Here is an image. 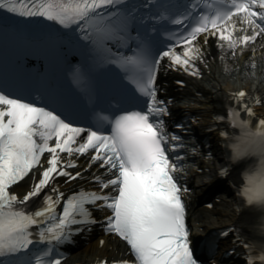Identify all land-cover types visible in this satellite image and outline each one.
Wrapping results in <instances>:
<instances>
[{"label":"bare ground","instance_id":"bare-ground-1","mask_svg":"<svg viewBox=\"0 0 264 264\" xmlns=\"http://www.w3.org/2000/svg\"><path fill=\"white\" fill-rule=\"evenodd\" d=\"M259 42L260 50L256 51H248V48H240L234 46L233 43H230L228 46V43L225 41H219V43L210 42L208 45L197 48L196 51L193 52V60L202 68L204 76L197 79V85L190 90L188 87L179 88L175 82L174 76L176 74L173 73L175 71L172 70L173 66L169 64V61L163 62L159 71V92L160 95H162L166 91L168 95L173 96L175 103L172 112L174 114L177 113L172 120H168L165 128L173 129L174 121L181 117L184 110L186 111L190 108H194L190 110L191 112L196 110L195 106H193L194 104H199V106L200 104L201 106L204 104L205 106L204 109H197L196 114H202V111H206L212 115L215 114L218 112L217 110L222 108L229 100L230 90H235L239 86H248L251 84L252 81H244L245 79H243V77L241 78V76L243 75L245 77L252 73L264 72V39ZM226 49H228L229 52L233 51L234 54L226 52ZM245 51L247 53H244ZM192 83L196 84L194 80ZM201 87L208 93L207 98H202L197 94V91L202 89ZM261 87L264 88L263 82L261 83ZM262 109H264V107ZM170 136V141L172 140L171 138H173L174 142H172V144L174 146L184 141L175 139H180L181 135L174 130ZM197 190L198 193L201 194L205 192L204 195H206L207 190L205 184H199ZM192 213L196 220L198 217L210 218V221H208L210 225L205 224L207 229L236 223L242 225L250 233L264 239V228L256 215L248 213L241 217L231 205L215 212L209 210L200 202ZM216 214L222 217L216 220L214 218ZM200 236L196 238L200 239ZM108 241L112 242L114 240L108 238ZM81 248L85 251L84 253L90 254V256H92V254H104L108 252L106 245L101 247L95 244L94 241L93 243L89 242V246H82Z\"/></svg>","mask_w":264,"mask_h":264}]
</instances>
